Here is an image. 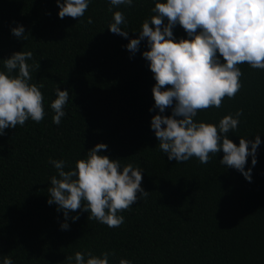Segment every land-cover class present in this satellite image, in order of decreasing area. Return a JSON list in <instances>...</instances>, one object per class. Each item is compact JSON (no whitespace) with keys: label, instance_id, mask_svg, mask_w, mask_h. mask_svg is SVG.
I'll return each mask as SVG.
<instances>
[{"label":"trees","instance_id":"1","mask_svg":"<svg viewBox=\"0 0 264 264\" xmlns=\"http://www.w3.org/2000/svg\"><path fill=\"white\" fill-rule=\"evenodd\" d=\"M154 6L153 0L118 7L92 0L80 19H61L56 0H0V70L6 71L3 60L15 52L31 51V83L44 85L46 113L41 122L29 119L0 136V259L75 264L76 252L108 251L115 253L114 264L121 258L133 264H264V70L239 65L242 88L236 96L194 118L218 124L243 110L238 128L228 135L237 145L240 137L254 141L260 135L258 162L253 167L249 156L245 166L252 169L251 182L220 163L222 150L210 153L207 164L196 157L169 161L151 129L159 110L149 111L156 81L142 55L149 50L147 38L134 55L126 48L155 14ZM116 11L126 16L121 27L128 38L108 29ZM21 24L24 40L11 31ZM173 31L177 39L187 38L181 26ZM57 87L69 91L59 125L51 109ZM98 143L108 145L103 155L144 171L142 187L149 195L120 213L125 222L119 228L78 209L63 230V213L47 202L50 178L57 174L49 160L67 161V171Z\"/></svg>","mask_w":264,"mask_h":264},{"label":"clouds","instance_id":"2","mask_svg":"<svg viewBox=\"0 0 264 264\" xmlns=\"http://www.w3.org/2000/svg\"><path fill=\"white\" fill-rule=\"evenodd\" d=\"M59 17L81 18L92 0H56ZM155 13L142 24L139 36L133 38L126 48L134 55L141 42L147 38V51L143 57L156 81L152 92L154 106L159 110L151 120V129L159 141V148L169 161L184 163L196 157L201 164L209 163L211 154L224 153L220 163L238 170L249 182L252 169L245 170L248 157L257 164L260 135L255 140L241 138L239 145L229 138L240 124L243 110L228 114L218 124L196 122L199 110L220 108L225 97L234 98L242 88L239 65L247 63L254 69L264 70V0H153ZM112 6H132L134 0H108ZM112 9L109 8V11ZM108 29L128 38L126 16L122 11L113 14ZM93 21L88 19V23ZM181 26L187 38L177 39L174 28ZM20 40L26 39L21 24L11 29ZM137 33V32H136ZM219 54V55H218ZM31 51L15 52L4 61L0 70V136L5 129L24 126L31 119L41 122L46 113L43 84L31 83L33 65ZM222 58V59H221ZM223 61V62H222ZM15 70V72H14ZM170 85L171 87H166ZM56 99L51 102L55 112L53 122L61 123L66 116L69 101L68 89H55ZM171 108V115H163ZM251 145V147H249ZM108 145L98 143L87 151L86 158L76 161L74 168L65 170L68 162L50 159L57 170L50 178L48 204H56L65 222L63 230L69 229L70 213L78 209L89 212L88 219H95L109 228H119L125 217L120 213L132 207L149 192L142 187L144 171L132 164L123 166L120 159L102 154ZM140 194L139 197L137 194ZM79 214L71 216L74 222ZM0 264H14L8 255H2ZM85 256L88 258L85 259ZM114 252L100 255L76 252L75 264H114ZM73 260V257H67ZM119 264H133L121 258Z\"/></svg>","mask_w":264,"mask_h":264}]
</instances>
